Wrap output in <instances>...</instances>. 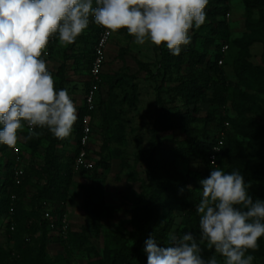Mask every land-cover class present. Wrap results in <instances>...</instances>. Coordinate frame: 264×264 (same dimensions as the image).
Listing matches in <instances>:
<instances>
[{"label": "rangeland", "instance_id": "374dc122", "mask_svg": "<svg viewBox=\"0 0 264 264\" xmlns=\"http://www.w3.org/2000/svg\"><path fill=\"white\" fill-rule=\"evenodd\" d=\"M215 6L222 8L219 15H209L206 11V22L199 29H193L190 34H209L217 28L219 22H224L226 26L227 35L217 36V40L228 47L223 54L221 66L226 65L231 83L227 91L226 114L233 119V127L230 129L229 140L218 167L225 172H232L238 165V152L256 157L263 151L264 74L259 72L256 77H251L246 71V65L259 66L263 37L259 32L248 28L249 20L241 0H209L206 10ZM261 12L263 13L264 9H261ZM257 16L255 12L251 20L256 21ZM94 29L90 21L88 28L75 43L68 46L60 45L58 38L52 37L57 38V41L54 46L48 44L46 55L42 56L55 77L57 89L61 82L56 75L57 69L63 62L69 64L64 89L68 90L76 105L77 116L84 106L89 81L88 59ZM158 49L159 47L150 42L144 45L135 44L134 37L128 35L124 29L112 34L106 47L102 68L101 78L105 83L101 84V103L96 105L92 115V131L86 145V166L79 169L74 167L79 149L77 132L75 133L79 127L78 118L65 144L57 149L59 161L64 166L65 198L49 206L56 217L65 214L68 231L85 233L88 242L82 250L65 245L56 231H50L42 224L45 219V207L41 212L39 202L35 199L38 185L32 168L42 165L44 156L42 150L34 151L29 147L41 134L28 138L25 127L19 133L16 144L19 148L18 156L15 155L13 147L4 150V145L0 144L2 177L4 178L9 170V159L13 174L16 165L21 173L19 184L13 178L15 186L6 185L3 187L4 192L0 193V200H3L0 212V264H28L41 247L46 264H107L111 250L132 246L142 216L136 201L149 194L145 185V167L137 160L135 139H142L144 146L148 147L155 121L157 99H161L163 110L167 114L171 115L180 110L187 111L192 116V120L185 124V129L159 134L162 148L167 151L185 147L187 138L197 135L196 132L204 127L209 111L208 105L202 103L199 98L191 104H186L176 95L174 89L177 85V75L172 66L161 70L156 82L150 78L143 65H149L151 72L156 73L160 67ZM184 68L183 72H187L189 66L185 65ZM247 106L252 107L251 113L246 109ZM240 124L252 126L253 137L242 135L239 132ZM211 128L214 130L213 126ZM102 164H107L108 167L104 168ZM173 164L176 171L195 186V191L201 193L202 186L199 181L208 177L212 170L207 168L205 158L178 153ZM162 178L166 187L175 185V182L166 176L165 171L162 172ZM258 190L256 198L264 200L263 181L259 182ZM96 204L103 207L100 216L91 213ZM166 213V208H160L162 217ZM23 216L31 218L30 223L34 229L25 257H21L16 251L15 239L8 231V223L14 220L20 229V219ZM171 217L168 233H183L182 213L173 210ZM163 224V221L160 222L157 231L149 236L155 238L157 244L162 247L166 246L167 239V234L164 237L159 236ZM190 231L199 236L198 230ZM262 241V249L249 251V254L255 257L253 264H264V237ZM142 247L145 249V242ZM202 247L205 259L214 254L213 250Z\"/></svg>", "mask_w": 264, "mask_h": 264}, {"label": "clouds", "instance_id": "9594fccd", "mask_svg": "<svg viewBox=\"0 0 264 264\" xmlns=\"http://www.w3.org/2000/svg\"><path fill=\"white\" fill-rule=\"evenodd\" d=\"M208 4L209 0H0V144L15 147L25 127L28 138L40 135L37 129L60 140L71 135L78 118L76 105L67 89L56 88L42 58L52 37L62 46L71 45L91 21L105 29V35L124 29L135 44L163 45L178 56L191 43L192 30L206 22ZM199 183V236L172 231L163 247L150 237L144 249L147 264H253L249 251H256L264 237V200L250 194L251 184L239 170L215 167ZM202 246L214 254L205 259Z\"/></svg>", "mask_w": 264, "mask_h": 264}, {"label": "trees", "instance_id": "16d2710c", "mask_svg": "<svg viewBox=\"0 0 264 264\" xmlns=\"http://www.w3.org/2000/svg\"><path fill=\"white\" fill-rule=\"evenodd\" d=\"M243 8L248 16V28L251 31L259 32L264 38V12L260 13L261 9H264V0H241ZM209 15H219L222 11L220 7H212L206 10ZM257 12V20H251V16ZM93 23V22H92ZM93 31V42L91 52L89 55V68L92 61L93 46L97 37V28ZM226 36V26L224 22H219L217 28L211 30L209 34H200L194 32L191 37V43L185 47L180 55H172L165 46H159L160 54V67L157 68L155 74L150 70L149 65H143L145 71L150 74V78L153 81H157L161 70L172 66L175 70L177 83L174 91L176 95L186 104H191L194 100L198 99L208 105V114L204 121V127L197 131V135L187 138V145L182 148H175L174 150H165L162 148V143L159 137L161 132L176 131L185 129V124L192 120V116L187 112L180 110L173 114H167L163 109L161 99H157V105L155 110V121L152 128V136L149 141L148 147L144 146L143 140L140 138L135 139L137 148V160L140 161L145 167V185L149 191V194L145 198H138L136 206L140 207L142 212L141 220L139 223V230L136 233L132 246L128 248L114 249L109 252V260L107 264H147V253L144 251L142 244L149 239L150 234L157 231V226L163 221V227L160 230V237H164L171 226V212L178 210L182 213V225L183 230L190 231L191 229H198V215L195 212V206L199 203L201 193L195 191V186L191 185L185 178H183L175 169L173 161L176 154L183 156L194 155L197 158H205L207 168L212 169L218 167L221 158L224 154V148L229 140V132L233 127V119L226 114V102L227 91L230 86V80L228 77L227 68L218 65V60L223 58L221 49L224 45L220 44L217 40V36ZM263 52L259 66L246 65V71L249 72L251 77H256L259 72L264 74V40ZM57 38H51L49 41L50 46H54ZM78 65V60L76 59ZM188 65V71H184V66ZM261 69V70H260ZM69 70V64L63 62L57 69L56 75L61 79L59 89H64V82L67 81V72ZM102 77V71L101 75ZM105 83L102 78L99 83V90L97 92L96 104L101 103L99 100L101 92V84ZM113 84V82L111 83ZM90 83L87 82V89ZM86 89V90H87ZM158 87L156 88V90ZM246 109L251 113L252 107L247 106ZM94 112H92L93 115ZM87 114V108L84 104L80 109L78 115L79 127L75 130L77 132L78 140L82 134L81 121L83 116ZM229 123V127L225 129V123ZM214 127V130L211 127ZM226 132L225 140L221 151L216 158V165L212 166L208 160V156L212 150L213 145L217 142L221 131ZM41 135L31 144L34 151H43V164L32 168V174L37 177V196L35 199L39 202V208L42 212L44 204H54L57 201H61L65 198V191L63 189L64 166L59 161L57 149L59 146H63L66 139L60 140L55 138L46 129H37ZM239 132L247 137H253L254 129L250 125L240 124ZM44 143L46 145L44 146ZM263 151L258 153L256 157H252L249 154H245L242 151L236 154L238 158V165L235 170H239L244 176L246 182H250L251 187L249 189L250 194L256 198L259 194L258 185L259 182H264V137L262 139ZM237 145L239 143L237 142ZM8 146L4 145V150ZM193 152V154H192ZM8 155V154H7ZM9 156H7L8 158ZM8 168L5 177H2L0 166V193L4 192L3 187L6 185H14V174L12 170L11 160H8ZM104 168H107V164H102ZM7 167V166H6ZM7 168V169H8ZM165 171L171 181L175 182L173 187H166L163 183L162 172ZM3 178V179H2ZM29 180L27 176L26 181ZM25 183V181H24ZM188 186H191L189 188ZM5 189V188H4ZM182 190V191H181ZM3 205V200H0V212ZM160 208H166L167 213L165 216L160 215ZM91 213L94 215H102L103 207L96 204L91 209ZM55 215V214H54ZM16 219V216L15 218ZM43 219V218H42ZM31 218L29 216H23L20 219V229L17 228V222L10 221L8 223V231L13 234L12 237L16 242V251L21 257H25L29 245V241L34 233L33 225L30 223ZM42 224L49 228L47 220L43 219ZM11 226L14 230H11ZM16 226V227H15ZM65 245L74 247L78 250H82L88 240L84 232L68 231L67 238L61 239ZM259 247L263 248L262 237L258 241ZM3 259V257H2ZM28 264H46L45 254L43 248L38 249L34 258L29 261Z\"/></svg>", "mask_w": 264, "mask_h": 264}, {"label": "built area", "instance_id": "2783aa9c", "mask_svg": "<svg viewBox=\"0 0 264 264\" xmlns=\"http://www.w3.org/2000/svg\"><path fill=\"white\" fill-rule=\"evenodd\" d=\"M97 28V37L93 46V55L92 61L89 68V88L85 91L84 96V104L87 108V114H85L81 121V130L82 134L78 140L79 142V149L77 151L76 159L74 161L75 169H79L81 167L86 166V145L89 142V137L92 131V112H94L96 108V97L97 92L99 90V83H100V75L104 64L105 52L107 44L110 41L111 35H105V29L96 25ZM228 49L227 45L223 46L221 49L222 54H225L226 50ZM223 58L218 60V65H222ZM225 129L229 127V123L226 122ZM226 132L221 131L219 134V138L217 142L213 145L212 150L208 156V160L212 166L216 165V158L218 153L221 151L224 140H225ZM15 155L19 154V148L17 146L13 147ZM18 156V155H17ZM215 160V163L212 164V161ZM18 163V159L16 160V164ZM20 170L16 165L14 169V179L17 184L20 183ZM44 218L49 223V228L54 230L58 233V235L65 239L68 233V222L67 218L64 215L61 217H56L54 215L53 209L48 204H44ZM11 230H14V227L11 226Z\"/></svg>", "mask_w": 264, "mask_h": 264}]
</instances>
